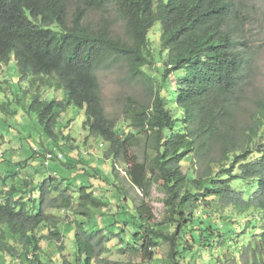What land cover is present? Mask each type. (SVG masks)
Returning a JSON list of instances; mask_svg holds the SVG:
<instances>
[{
  "label": "trees",
  "instance_id": "16d2710c",
  "mask_svg": "<svg viewBox=\"0 0 264 264\" xmlns=\"http://www.w3.org/2000/svg\"><path fill=\"white\" fill-rule=\"evenodd\" d=\"M240 1L0 0V75L14 56L20 79L33 88L29 108L46 133L60 143L68 126H58L63 113L70 105L84 108L82 126L108 142L104 156L112 160L113 174L117 177L116 164L124 163L144 199L155 188L166 209L162 220H152L146 200L133 206L119 193L113 204L120 209L98 214L111 202L88 185H63L55 173L38 184L22 178L21 186L0 196L2 256L17 257L20 264H55L42 249L43 240L62 247L65 220L48 211L54 208L77 216L71 223L80 264L82 257L93 264L103 253L111 226L122 227L124 235L125 227L132 228L128 251L144 260L166 243L164 264H193L205 252L215 256L218 247L232 248L226 256L236 264L242 259L264 264V103L245 108L241 103L248 60L234 21ZM91 10L109 14L92 20ZM153 28L160 30L158 46L150 36ZM111 61L120 63L130 80L147 81L151 92L148 102L125 98L120 124L107 114L98 75ZM43 88L63 90L64 97L43 99ZM49 150L43 154L46 165ZM196 161L206 165L205 172L196 174ZM84 164L78 169L100 172ZM66 165L78 162L72 157ZM96 216L114 219L98 227ZM53 259L59 262L62 255Z\"/></svg>",
  "mask_w": 264,
  "mask_h": 264
},
{
  "label": "rangeland",
  "instance_id": "374dc122",
  "mask_svg": "<svg viewBox=\"0 0 264 264\" xmlns=\"http://www.w3.org/2000/svg\"><path fill=\"white\" fill-rule=\"evenodd\" d=\"M107 14L109 13L105 10H91L89 12L92 20H97L100 16ZM234 21L239 25L240 38L245 44L248 60L245 75H243L244 91L241 103L243 108L254 107L257 101L264 103V0H241ZM114 30L116 33H121V24L115 23ZM150 36L155 45L158 46L160 44L159 28H153L150 31ZM4 68L5 74L0 75V80H7L0 85V196L13 185L21 186L19 181L22 178L33 179V182L38 184L46 176L56 173L54 174L58 178L56 182L60 181L63 185H67L68 181L78 186L80 184L88 185L103 200H110L111 204L108 208L96 210L98 214L105 211V209L106 212L111 214L117 212L120 208L114 205L113 202L118 203L117 194L120 193L122 196L125 194V202H129L133 206L146 200L152 220L163 219L166 211L163 202L164 195L153 188L150 197L144 199L141 191L134 187L126 176L124 171L126 165L122 162L116 164L117 177L116 173L113 174L112 160L104 156V152L109 146L108 142L99 136H90L82 126L86 117L84 108L70 105L67 112L63 113L58 126L64 124V122L68 123V126L61 133L60 143H58L55 138L46 133L38 120L37 114L29 108L33 88L30 86V80L20 79L14 56ZM1 70L3 69L0 68V72ZM125 70L120 63L115 61H111L109 65L98 70L107 114L118 117L119 124L124 121L122 108L123 101L127 96H133L140 101L148 102L151 95L147 81L143 79L130 80ZM42 94L43 99L47 100L54 97H64L63 90L55 91L43 88ZM57 145H60L58 148L65 155L64 160L55 159L46 165L43 155L45 149H55ZM137 152L139 155L142 154L141 149H138ZM72 157L78 162V166L68 167L66 165V162H69ZM19 160L22 162L16 164ZM23 160L27 162L24 167ZM84 163H90L99 168L100 172H95L97 176L90 175L82 168L78 169V167H86ZM186 163V161H183L185 171L189 165ZM16 165L21 167L20 171L17 170ZM194 166L197 175L206 171V165L199 161H196ZM12 171H15L16 174L6 177L11 175ZM110 182H115V185ZM33 184L32 186H34ZM39 191V188H35L33 191L35 198H39ZM48 211L62 216L65 221L60 225L64 234L60 249L55 241H42L45 259L55 264H80L74 241L76 225L71 223L77 216L72 212L54 208H49ZM107 216V223L114 219V217L111 219L110 216ZM126 217V215L124 217L121 215L120 219L123 220ZM79 218L81 217L79 216ZM106 219L96 216L94 222L100 227L105 224ZM111 230L116 235L109 234L110 241L104 239L103 253L97 255L93 264H164L168 254V244L161 243L154 249L153 259L144 260L139 255L128 251L126 240L131 238V227H125L126 235L121 231L122 227L111 226ZM118 232L120 234H117ZM121 239L124 240L121 241ZM231 250L232 248L227 251L226 247L222 249L218 247L215 256H211L212 253L210 252H205L193 264H236L235 261L226 256ZM61 255L62 259L55 262L53 257ZM215 259H217V263ZM188 260L189 258L186 259V261ZM0 264H20V259L0 254ZM82 264H84L83 257ZM237 264H244V259Z\"/></svg>",
  "mask_w": 264,
  "mask_h": 264
},
{
  "label": "built area",
  "instance_id": "2783aa9c",
  "mask_svg": "<svg viewBox=\"0 0 264 264\" xmlns=\"http://www.w3.org/2000/svg\"><path fill=\"white\" fill-rule=\"evenodd\" d=\"M54 158L61 160L64 158V153L58 149L49 150L46 153V162L49 163Z\"/></svg>",
  "mask_w": 264,
  "mask_h": 264
},
{
  "label": "clouds",
  "instance_id": "9594fccd",
  "mask_svg": "<svg viewBox=\"0 0 264 264\" xmlns=\"http://www.w3.org/2000/svg\"><path fill=\"white\" fill-rule=\"evenodd\" d=\"M59 150V149H58Z\"/></svg>",
  "mask_w": 264,
  "mask_h": 264
},
{
  "label": "crops",
  "instance_id": "0c3cea01",
  "mask_svg": "<svg viewBox=\"0 0 264 264\" xmlns=\"http://www.w3.org/2000/svg\"><path fill=\"white\" fill-rule=\"evenodd\" d=\"M56 174V173H55Z\"/></svg>",
  "mask_w": 264,
  "mask_h": 264
}]
</instances>
